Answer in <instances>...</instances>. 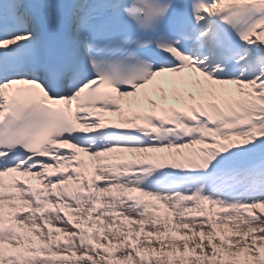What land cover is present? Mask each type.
<instances>
[{"label":"snow or ice","instance_id":"snow-or-ice-1","mask_svg":"<svg viewBox=\"0 0 264 264\" xmlns=\"http://www.w3.org/2000/svg\"><path fill=\"white\" fill-rule=\"evenodd\" d=\"M0 264H264V0H0Z\"/></svg>","mask_w":264,"mask_h":264}]
</instances>
